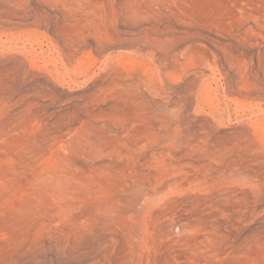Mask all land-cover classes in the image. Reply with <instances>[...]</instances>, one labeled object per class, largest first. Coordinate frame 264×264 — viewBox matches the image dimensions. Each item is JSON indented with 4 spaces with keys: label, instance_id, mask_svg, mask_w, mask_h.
Wrapping results in <instances>:
<instances>
[{
    "label": "rangeland",
    "instance_id": "rangeland-1",
    "mask_svg": "<svg viewBox=\"0 0 264 264\" xmlns=\"http://www.w3.org/2000/svg\"><path fill=\"white\" fill-rule=\"evenodd\" d=\"M0 264H264V0H0Z\"/></svg>",
    "mask_w": 264,
    "mask_h": 264
}]
</instances>
